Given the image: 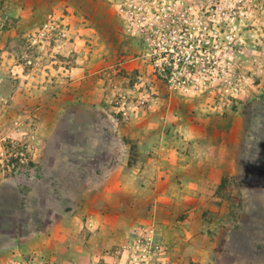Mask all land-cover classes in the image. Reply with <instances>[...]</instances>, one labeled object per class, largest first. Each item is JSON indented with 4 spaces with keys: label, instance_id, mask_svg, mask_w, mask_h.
Here are the masks:
<instances>
[{
    "label": "rangeland",
    "instance_id": "rangeland-1",
    "mask_svg": "<svg viewBox=\"0 0 264 264\" xmlns=\"http://www.w3.org/2000/svg\"><path fill=\"white\" fill-rule=\"evenodd\" d=\"M146 7L188 71L114 0H0V264H264V0Z\"/></svg>",
    "mask_w": 264,
    "mask_h": 264
},
{
    "label": "built area",
    "instance_id": "built-area-1",
    "mask_svg": "<svg viewBox=\"0 0 264 264\" xmlns=\"http://www.w3.org/2000/svg\"><path fill=\"white\" fill-rule=\"evenodd\" d=\"M114 2L122 7V11H130L131 13H135V17L133 19L134 22H137L139 26V30L142 33L144 29H142V26H146L149 31L148 33H144L145 35H149V37H152V41H154V45L157 48L155 49V55L153 54L155 60H154V66L158 68V71L164 70L165 62L170 65V68H176L180 70H186L188 71L189 67L188 64L191 62V59L193 58V51L191 52L190 49H192L191 46H193L191 43V40L193 37L183 39L181 44H176V42L173 40V35L171 34V37L168 33V31H165V28L163 29V25L160 23L159 19H155L154 17L148 16L143 14L146 4H150V0H114ZM147 8V7H146ZM143 10V11H142ZM146 11H149L148 9H145ZM142 11V12H141ZM142 21L144 23H142ZM149 24L151 27L149 28ZM174 32V31H172ZM151 46V47H153ZM186 53V61L183 60V56L181 55V59H179V53L181 52ZM156 56L161 57L162 61L158 59ZM188 61V63H187ZM169 67V66H168Z\"/></svg>",
    "mask_w": 264,
    "mask_h": 264
},
{
    "label": "crops",
    "instance_id": "crops-1",
    "mask_svg": "<svg viewBox=\"0 0 264 264\" xmlns=\"http://www.w3.org/2000/svg\"><path fill=\"white\" fill-rule=\"evenodd\" d=\"M206 161H207V159H203L202 161H200V162H201L200 164H204ZM173 165H174V164H173ZM187 166H190V167L192 168L191 165H188V164H187ZM193 168H194V167H193Z\"/></svg>",
    "mask_w": 264,
    "mask_h": 264
}]
</instances>
